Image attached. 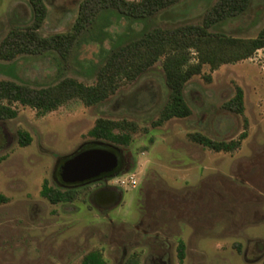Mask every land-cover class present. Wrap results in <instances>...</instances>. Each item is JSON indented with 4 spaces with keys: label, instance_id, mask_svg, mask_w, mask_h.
I'll return each mask as SVG.
<instances>
[{
    "label": "rangeland",
    "instance_id": "rangeland-1",
    "mask_svg": "<svg viewBox=\"0 0 264 264\" xmlns=\"http://www.w3.org/2000/svg\"><path fill=\"white\" fill-rule=\"evenodd\" d=\"M81 0H44L42 36L70 29ZM217 0H181L147 19L113 10L99 13L61 57L56 51L0 59V79L33 88L73 77L94 81V69L112 44L152 27L200 24ZM32 18L27 0H0V42L13 26ZM264 23V0H249L241 14L214 23L211 31L252 37ZM206 76L210 79L206 80ZM161 59L135 80L95 105L72 100L44 115L13 103L16 116L0 120V264H79L97 250L104 264H264V49L214 70L203 65L183 87L186 117L152 122L167 98ZM236 86L243 112L226 107ZM135 123L128 145L87 135L96 118ZM20 131L30 142L18 144ZM237 149L212 151L189 139L198 132L214 140L237 139ZM101 141L116 147L123 166L112 176L74 186V199L50 203L40 195L44 181L64 185L63 158ZM96 142V143H95ZM134 174V182L119 178ZM118 180V181H117ZM114 197H98L99 191ZM184 243L179 262L177 244Z\"/></svg>",
    "mask_w": 264,
    "mask_h": 264
},
{
    "label": "trees",
    "instance_id": "trees-1",
    "mask_svg": "<svg viewBox=\"0 0 264 264\" xmlns=\"http://www.w3.org/2000/svg\"><path fill=\"white\" fill-rule=\"evenodd\" d=\"M180 1L81 0L68 31L42 36L38 30L47 14L44 0H27L32 12L31 21L26 26L10 28L0 42V59L11 60L22 54L40 55L51 50L65 57L79 36L93 26L103 11L113 10L130 19L140 20L151 18ZM248 3L249 0H217L205 11L200 24L155 26L119 44H112L103 61L94 69V81L90 84L73 77H63L56 83L33 88L0 79V120L16 116V110L11 107L13 103L34 108L37 115H44L72 100L88 106L98 104L114 94L121 85L135 80L159 59L168 93L152 124L158 126L173 117H186L190 114V108L184 99L183 87L187 80L201 72L203 65L214 70L222 64L247 59L257 50L264 49V23L252 37L233 36L209 29L216 22L241 14ZM209 79L206 76V80ZM242 97V89L236 86L235 95L227 101L226 107L242 113ZM135 128V123L126 119L98 117L87 135L95 140L128 145ZM18 135L20 146L30 142L27 132L20 131ZM188 136L193 142L212 151L231 152L239 147L246 132L242 131L237 139L230 141L214 140L198 132ZM76 192L74 187L60 189L48 185L46 181L40 189V195L52 204L70 202ZM102 192L99 191L100 194ZM6 201L7 197L0 193V203ZM177 257L179 262L184 258V243L181 240L177 244ZM79 264H104V259L99 251L93 250L85 254ZM126 264L139 263L136 257H131Z\"/></svg>",
    "mask_w": 264,
    "mask_h": 264
},
{
    "label": "water",
    "instance_id": "water-1",
    "mask_svg": "<svg viewBox=\"0 0 264 264\" xmlns=\"http://www.w3.org/2000/svg\"><path fill=\"white\" fill-rule=\"evenodd\" d=\"M96 142L99 146L85 148L63 158L58 171L64 185H84L100 179L101 174L110 172L109 176H112L117 173V170L113 171L118 164L116 147Z\"/></svg>",
    "mask_w": 264,
    "mask_h": 264
},
{
    "label": "flooded vegetation",
    "instance_id": "flooded-vegetation-1",
    "mask_svg": "<svg viewBox=\"0 0 264 264\" xmlns=\"http://www.w3.org/2000/svg\"><path fill=\"white\" fill-rule=\"evenodd\" d=\"M122 166H123V160L120 157V155H118V164H117L116 168L113 171L119 170V168L122 167ZM107 175H110V172L109 173H105V174H101V178H103L104 176H107ZM102 193H101L102 195L100 194L102 196V198L103 197L111 198V196L114 197V195H115L114 192L111 193L110 191H107V190L103 191Z\"/></svg>",
    "mask_w": 264,
    "mask_h": 264
},
{
    "label": "built area",
    "instance_id": "built-area-1",
    "mask_svg": "<svg viewBox=\"0 0 264 264\" xmlns=\"http://www.w3.org/2000/svg\"><path fill=\"white\" fill-rule=\"evenodd\" d=\"M128 177L127 178H119L118 180L120 181V183H117L119 186H123V184H125L124 182L125 181H130V182H134V174L133 173H131V174H129V175H127ZM117 180V181H118Z\"/></svg>",
    "mask_w": 264,
    "mask_h": 264
}]
</instances>
